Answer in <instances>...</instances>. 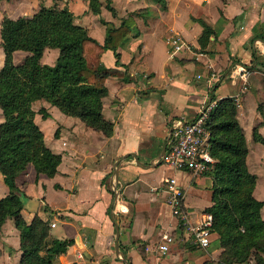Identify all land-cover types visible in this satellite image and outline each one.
Instances as JSON below:
<instances>
[{
	"label": "crops",
	"instance_id": "obj_1",
	"mask_svg": "<svg viewBox=\"0 0 264 264\" xmlns=\"http://www.w3.org/2000/svg\"><path fill=\"white\" fill-rule=\"evenodd\" d=\"M100 2L99 14L85 0H60L58 6L67 4L74 22L99 45L105 40L100 18L118 26L132 14L134 30L118 47V67L128 79L105 78L101 129L44 98L32 102L45 144L61 159L52 176L38 173L31 162L16 176L24 193L21 216L30 222L37 215L46 222L44 241L71 239L53 264H259L220 262L216 232L207 247L192 243L160 182L177 177L195 222L211 204L210 172L174 170L160 160L176 119H192L211 94L230 96L245 136L246 163L256 175L253 195L264 200V143L253 137L254 128L264 137L257 109L264 103V0H110L114 12L107 0ZM41 4L51 6L53 0H0V27L4 16H30ZM198 18L212 29L202 45ZM172 34L185 42L174 52L167 41ZM28 53L16 49L13 61L22 62ZM58 53L57 47H46L41 62L53 64ZM98 56L104 65L115 66L112 49H100ZM3 60L0 36V67ZM8 191L0 174V197ZM260 214L264 219V204ZM161 243L168 248L159 249ZM22 254L19 230L8 217L0 226V264H21Z\"/></svg>",
	"mask_w": 264,
	"mask_h": 264
},
{
	"label": "trees",
	"instance_id": "obj_2",
	"mask_svg": "<svg viewBox=\"0 0 264 264\" xmlns=\"http://www.w3.org/2000/svg\"><path fill=\"white\" fill-rule=\"evenodd\" d=\"M59 1L53 0L51 6L41 4L30 16H4L1 20L4 60L0 67V174L9 191L0 197V226L6 218L14 219L23 250L21 264H53L54 256L64 252L71 242L57 238L44 241L46 222L37 215L26 222L20 214L24 193L15 183L16 176L29 162L38 173L52 176L61 159L45 144L43 131L34 120L32 102L44 98L101 129L106 124L101 112L102 96L107 93L105 78L117 75L128 79L126 71L118 67V47L134 30L132 14L122 17L118 26L100 18L105 24V40L99 45L85 27L74 22L67 4L58 6ZM85 1L91 12L100 13V0ZM106 6L114 12L110 0ZM198 20L203 26L199 37L202 45L212 29L203 19ZM46 47L59 50L53 64L41 62ZM104 48L113 50L115 66L99 60V50ZM16 49L29 52L20 63L13 61ZM257 109L264 125V103L259 102ZM39 110L47 114L44 108ZM206 124L210 131L209 152L215 161L209 170L211 204L205 211L212 213V231L218 234L222 247L219 261L241 263L253 259L264 263V219L260 214L264 200L253 195L256 175L246 163L247 145L232 97L217 99ZM253 137L264 143L256 128Z\"/></svg>",
	"mask_w": 264,
	"mask_h": 264
},
{
	"label": "built area",
	"instance_id": "obj_3",
	"mask_svg": "<svg viewBox=\"0 0 264 264\" xmlns=\"http://www.w3.org/2000/svg\"><path fill=\"white\" fill-rule=\"evenodd\" d=\"M167 41L170 43L172 52L185 45L183 39L177 34L169 35ZM216 102L217 99L215 98H207L192 119H176L172 123L167 149L161 156V164L174 170L190 169L195 173H204L210 170L215 160L209 152L210 131L206 122ZM160 185L166 189L165 198L172 214L190 232L192 243L198 247H207L211 242V234L213 233L212 213L205 211L198 221L192 222L184 203L185 190L177 177L169 175L162 179ZM164 239L169 242L172 237L166 234ZM158 247L162 250L168 248L167 243H161ZM213 264L220 263L214 262Z\"/></svg>",
	"mask_w": 264,
	"mask_h": 264
},
{
	"label": "water",
	"instance_id": "obj_4",
	"mask_svg": "<svg viewBox=\"0 0 264 264\" xmlns=\"http://www.w3.org/2000/svg\"><path fill=\"white\" fill-rule=\"evenodd\" d=\"M115 173H116V178H118V176H117V170L115 171ZM116 198H117V193L114 195V201L116 200Z\"/></svg>",
	"mask_w": 264,
	"mask_h": 264
},
{
	"label": "rangeland",
	"instance_id": "obj_5",
	"mask_svg": "<svg viewBox=\"0 0 264 264\" xmlns=\"http://www.w3.org/2000/svg\"><path fill=\"white\" fill-rule=\"evenodd\" d=\"M254 261V260H253ZM260 264V263H259Z\"/></svg>",
	"mask_w": 264,
	"mask_h": 264
}]
</instances>
